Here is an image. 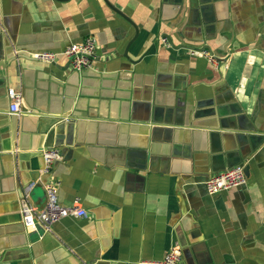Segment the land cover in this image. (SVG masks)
Here are the masks:
<instances>
[{
  "label": "crops",
  "instance_id": "1",
  "mask_svg": "<svg viewBox=\"0 0 264 264\" xmlns=\"http://www.w3.org/2000/svg\"><path fill=\"white\" fill-rule=\"evenodd\" d=\"M106 1L134 26L103 0H0V264H141L175 244L179 264H264V0ZM86 37L77 73L62 53ZM237 166L245 184L207 193ZM52 180L87 217L24 228V190L42 208Z\"/></svg>",
  "mask_w": 264,
  "mask_h": 264
},
{
  "label": "built area",
  "instance_id": "2",
  "mask_svg": "<svg viewBox=\"0 0 264 264\" xmlns=\"http://www.w3.org/2000/svg\"><path fill=\"white\" fill-rule=\"evenodd\" d=\"M160 42L166 47H171L166 37H160ZM187 52L195 57L205 59L213 67L219 66L218 59L206 50L187 49ZM68 60L69 67L77 73L92 71L96 59V42L92 37H86L81 43L70 44L62 53ZM32 57L41 62H53L56 55L50 52H40L32 54ZM7 97L10 100L8 112L12 115L21 114L20 102L21 97L14 89L7 90ZM44 162L43 173L48 174L55 161H59L60 155L55 150L42 151ZM246 178L242 167H232L225 171L215 173L209 176L204 186L209 195H214L221 191L239 187L245 184ZM34 186L31 183L24 190L23 196L19 199V215L24 228L34 229L37 225H48L60 221L64 218H86L87 212L81 208L77 201L71 206H63L59 204L57 191L59 183L57 181H49L44 186L45 204L42 208H38L29 199V192ZM181 249L179 245H173L164 256L158 261H145L141 264H179L181 261Z\"/></svg>",
  "mask_w": 264,
  "mask_h": 264
},
{
  "label": "water",
  "instance_id": "3",
  "mask_svg": "<svg viewBox=\"0 0 264 264\" xmlns=\"http://www.w3.org/2000/svg\"><path fill=\"white\" fill-rule=\"evenodd\" d=\"M57 1H67V0H57ZM104 1V3L111 9V10H113L114 12H116L118 15H120L121 17H123L125 20H127L128 22H130L129 21V19H127V17L126 16H124L120 11H118L116 8H114L112 5H110L106 0H103ZM131 23V22H130ZM132 24V23H131ZM133 25V24H132ZM134 26V25H133ZM135 31H136V28H135ZM136 34H137V31H136Z\"/></svg>",
  "mask_w": 264,
  "mask_h": 264
}]
</instances>
